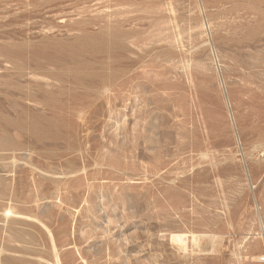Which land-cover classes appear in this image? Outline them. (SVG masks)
<instances>
[{
    "label": "rangeland",
    "instance_id": "rangeland-1",
    "mask_svg": "<svg viewBox=\"0 0 264 264\" xmlns=\"http://www.w3.org/2000/svg\"><path fill=\"white\" fill-rule=\"evenodd\" d=\"M59 1L0 0V264H264V1Z\"/></svg>",
    "mask_w": 264,
    "mask_h": 264
},
{
    "label": "bare ground",
    "instance_id": "bare-ground-1",
    "mask_svg": "<svg viewBox=\"0 0 264 264\" xmlns=\"http://www.w3.org/2000/svg\"><path fill=\"white\" fill-rule=\"evenodd\" d=\"M29 1V0H28ZM66 1H68V0H60L57 4L58 5H56V4H53V5H50V13H59V14H61V13H63L64 12V10H66L64 7L63 8H59L61 5H64V2H66ZM75 2H76V0H74ZM83 1V0H82ZM82 1H80V2H82ZM86 1V0H85ZM84 1V2H85ZM96 1H100V0H94L93 2H96ZM105 1H107V0H105ZM109 1V0H108ZM264 1V0H263ZM89 2V1H88ZM103 2H104V0H103ZM70 3H72V2H70ZM69 3V4H70ZM107 3V2H106ZM73 4V3H72ZM76 4H78V3H76ZM97 4V3H96ZM99 4V3H98ZM105 4V3H104ZM91 5V4H90ZM94 5V4H93ZM72 6V5H71ZM74 6V5H73ZM89 6V5H88ZM78 7V6H77ZM94 7V6H93ZM49 8V7H48ZM67 8V7H66ZM86 8V7H85ZM46 9V8H45ZM69 9V8H68ZM80 9V8H79ZM87 9V8H86ZM75 10H78V8L77 9H75ZM83 10H84V8H83ZM72 11H74V10H72ZM70 12V11H69ZM80 12V11H79ZM81 12H82V9H81ZM80 12V13H81ZM84 12V11H83ZM29 13V12H28ZM67 13V12H66ZM58 14V15H59ZM29 15V14H28ZM57 15V16H58ZM29 17V16H28ZM45 20V19H44ZM13 216H17V213L15 214L14 212H12L11 210H8L7 212H6V214H5V218L6 219H10V218H12ZM19 216V215H18ZM262 224V223H261ZM262 225H264V224H262ZM43 226H45V225H43ZM263 227V226H262ZM46 228V230H47V227H45ZM48 231V230H47ZM190 232V231H189ZM48 234V233H47ZM51 234V233H50ZM188 235V234H187ZM262 235V234H261ZM191 236V235H190ZM190 236H189V238H190ZM204 236V235H203ZM207 237H209V235L207 236ZM206 237V238H207ZM211 237V236H210ZM53 238V237H52ZM51 239V238H50ZM186 236L185 235H183V234H174V235H172V237H171V241H172V243H174V244H176V246L178 245L179 246V248H182V249H184V246H185V244H186ZM204 240V239H203ZM52 241V240H51ZM200 241V240H199ZM207 241V240H206ZM53 242V241H52ZM51 242V243H52ZM211 242V241H210ZM209 242V243H210ZM188 243V242H187ZM193 243L194 244H197L198 243V238L195 236V235H193ZM52 244H54V243H52ZM192 244V243H191ZM190 244V245H191ZM193 244V245H194ZM211 244V243H210ZM52 247H54V246H52ZM186 247V246H185ZM195 248V247H194ZM197 248V247H196ZM199 248V247H198ZM197 248V249H198ZM211 248V247H210ZM53 249H56L55 247L53 248ZM187 249V248H186ZM215 249L217 250V248L215 247ZM180 250V249H179ZM185 250V249H184ZM214 250V249H213ZM215 250V251H216ZM219 250V249H218ZM187 251V250H186ZM195 251V250H194ZM193 251V252H194ZM210 251H212L211 249H210ZM56 252V251H55ZM217 254V253H216ZM56 255V254H55ZM215 255V254H214ZM58 256V255H57ZM56 256V257H57ZM56 259V258H55ZM54 259V260H55ZM58 259V258H57ZM57 262V261H56ZM55 262V263H56ZM53 263H54V261H53ZM52 264V263H51ZM56 264H60V262H57Z\"/></svg>",
    "mask_w": 264,
    "mask_h": 264
},
{
    "label": "built area",
    "instance_id": "built-area-1",
    "mask_svg": "<svg viewBox=\"0 0 264 264\" xmlns=\"http://www.w3.org/2000/svg\"><path fill=\"white\" fill-rule=\"evenodd\" d=\"M263 261H264V259H263Z\"/></svg>",
    "mask_w": 264,
    "mask_h": 264
}]
</instances>
